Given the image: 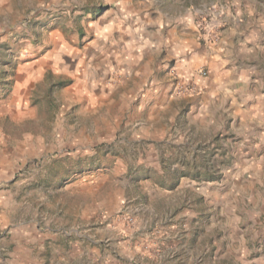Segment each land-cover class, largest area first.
Segmentation results:
<instances>
[{
    "label": "rangeland",
    "instance_id": "1",
    "mask_svg": "<svg viewBox=\"0 0 264 264\" xmlns=\"http://www.w3.org/2000/svg\"><path fill=\"white\" fill-rule=\"evenodd\" d=\"M250 18L262 102L264 0H0V264H264V108L173 69Z\"/></svg>",
    "mask_w": 264,
    "mask_h": 264
},
{
    "label": "crops",
    "instance_id": "2",
    "mask_svg": "<svg viewBox=\"0 0 264 264\" xmlns=\"http://www.w3.org/2000/svg\"><path fill=\"white\" fill-rule=\"evenodd\" d=\"M252 20H246L244 26L230 25L216 48L205 45L201 49L183 42L174 56L176 75L194 85L196 83L200 90L198 99L204 107L225 101L242 110L264 108V101L257 99V68L251 65L248 55L250 46L258 41V32ZM203 66L209 69V76L205 78L198 74ZM166 85L163 84L164 87Z\"/></svg>",
    "mask_w": 264,
    "mask_h": 264
},
{
    "label": "built area",
    "instance_id": "3",
    "mask_svg": "<svg viewBox=\"0 0 264 264\" xmlns=\"http://www.w3.org/2000/svg\"><path fill=\"white\" fill-rule=\"evenodd\" d=\"M223 12L218 6H209L201 12L200 25L207 37H211L213 31L217 30L223 18Z\"/></svg>",
    "mask_w": 264,
    "mask_h": 264
}]
</instances>
